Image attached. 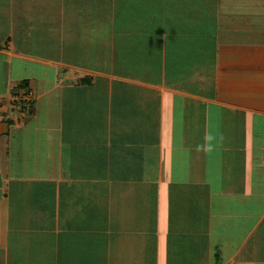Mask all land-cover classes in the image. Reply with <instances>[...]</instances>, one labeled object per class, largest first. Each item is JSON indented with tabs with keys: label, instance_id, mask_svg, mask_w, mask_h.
Segmentation results:
<instances>
[{
	"label": "crops",
	"instance_id": "0c3cea01",
	"mask_svg": "<svg viewBox=\"0 0 264 264\" xmlns=\"http://www.w3.org/2000/svg\"><path fill=\"white\" fill-rule=\"evenodd\" d=\"M16 21L51 51L0 33L6 80L54 81L0 93V264H264V0H0Z\"/></svg>",
	"mask_w": 264,
	"mask_h": 264
},
{
	"label": "rangeland",
	"instance_id": "374dc122",
	"mask_svg": "<svg viewBox=\"0 0 264 264\" xmlns=\"http://www.w3.org/2000/svg\"><path fill=\"white\" fill-rule=\"evenodd\" d=\"M15 7L18 8V5H15ZM21 24H22V27L23 28L21 27ZM34 25H35V28L34 29H31V31L34 33V35L33 36H29V37L26 36V35H28L27 34L28 32L30 33V31L27 30L28 26H27V22L26 21H23V22L22 21H16L15 24H14V26H12V27L13 28H16L17 30L16 29L15 30H11V31L10 30H8V31H6V30L5 31L0 30V33H6L7 36H8V34H10V36L13 35L12 44L14 45V49H16L18 52H23V53L29 52L30 49H31V47H32L31 44H29V42H30V40L32 38H35V41H38L39 42V44L37 46V48H38V54H41V52H43L44 49L51 51L50 48H49V42H50V40L47 39V41H45V39H46V36H45L46 31H43L41 29L38 30L36 28L37 27L36 24H33V26ZM26 26H27V28H26ZM38 33H40V34L43 33V34L42 35H38ZM6 34H5V37H6ZM56 39H57V36H56ZM5 41L6 40H4V39H0V42H5ZM32 52L35 53V54H37L33 50H32ZM20 64H22V65H20ZM15 65H17V66H16V69L13 70L12 78L7 81L6 78H5V77H7V75L5 74L6 69H5L4 65H3V62L0 59V74L3 73V76L0 77V93L2 95H5V94L8 93L7 92V86L9 84H11V86L13 87V86H16L19 82L22 83V80H30V82H31V80H33V82L34 83L36 82V84H38V81H39V83H41L42 87L43 86L44 87L50 86V84L54 81V78H52L53 77L52 76L53 73L49 70L48 74H45V72H46L45 71V68L44 67L43 68L40 67V63H35V62L34 63L33 62L31 63L30 62V63H25L24 64V63H21L19 61H15ZM43 72H44L46 78H44V77L43 78H40V77H37V78H35V77H27L28 74H36L38 76H40V75L42 76L43 75ZM31 78H35V79H31ZM41 85L40 86L37 85L34 88L39 90V89H41L40 88ZM19 89L20 88L18 86L15 91H18ZM23 92L24 91H21V93L20 92H17V94H16L17 100H15L13 98L14 99L13 100V103L14 104H11V105H16L17 107H20L19 106V102H22L23 103L22 105H25V103L23 102V99L26 96L27 91L25 90V92L24 93ZM34 92H35V90H34ZM9 95H11V94H9ZM15 109H17V108H15ZM17 111L18 110H16V113H19ZM146 228H149V227L146 226ZM140 240H142V239H140ZM139 246L142 248L141 245H139ZM156 256H157V259H158L159 256L158 255H156ZM100 257L101 256L99 255V258ZM159 260L160 259L156 260V263L155 264H157V262L159 264ZM140 262L141 261H139V262H135L134 261V264H140ZM209 264H211V263H209Z\"/></svg>",
	"mask_w": 264,
	"mask_h": 264
},
{
	"label": "trees",
	"instance_id": "16d2710c",
	"mask_svg": "<svg viewBox=\"0 0 264 264\" xmlns=\"http://www.w3.org/2000/svg\"><path fill=\"white\" fill-rule=\"evenodd\" d=\"M18 86H19V88L27 89L28 81L27 80H24Z\"/></svg>",
	"mask_w": 264,
	"mask_h": 264
}]
</instances>
